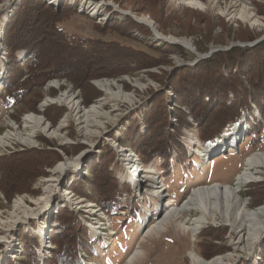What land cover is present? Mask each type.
<instances>
[{
  "label": "rangeland",
  "instance_id": "obj_1",
  "mask_svg": "<svg viewBox=\"0 0 264 264\" xmlns=\"http://www.w3.org/2000/svg\"><path fill=\"white\" fill-rule=\"evenodd\" d=\"M41 1L56 11L66 4L69 12H73L67 21L60 24L67 33L80 39L116 41L160 56L162 62L148 65L129 50L116 49L120 51L118 54H124L128 59L127 63L116 62L114 66L111 57L106 58L103 64L111 66L101 70L97 76L45 77L40 85L37 82L44 77L38 76L17 104L6 106L0 99V136L10 134L16 128L23 133L28 132L24 128L27 114L43 117L52 129L58 130L55 137L37 132L34 145L27 146L11 140L7 145H0V157L8 159L11 156L12 161L30 156L46 155L51 158V165L40 166L47 174H40L31 183L34 193L17 190L10 193L8 199L0 189V264H32L27 257L26 244L42 264L50 260L55 250L52 238L59 228L57 215L63 208L72 211L78 225L87 231L85 237L78 240L82 264H191L188 252L192 249L205 259L230 255L226 260L228 264H264L261 259L264 234L254 245L243 248L246 242L238 245L236 234L228 226L222 225L219 217L214 224L210 221L201 223L194 236L189 229L185 230L180 221L191 226L201 216L202 212L197 208L184 210L179 217L181 220L171 217L162 228H154L155 222L166 210L178 209L185 204L193 189L216 182L232 184L236 174L242 170L246 157L264 151L262 97L260 103L250 101L251 110L244 111L238 123H229L225 127L224 131L245 119L243 130L246 131L239 133L234 147L227 145L229 149L225 152L224 147L218 144L216 147L220 146V149L217 148L218 151L207 158L197 154L198 150L215 143L224 131L209 144L199 139L198 124L185 100L170 85L176 68L194 66L192 62L196 54L170 38L188 39L196 50V46L200 45L203 49L197 51L201 54H208L212 48L218 52L234 46H253L264 40L254 43L264 37V0H199L203 4L201 8L190 7L181 0ZM21 2L0 0V95L5 91L9 65L18 69L16 78L26 72L29 51L21 49L9 57L8 46L3 43L9 20ZM244 4L255 16L251 19L252 23L239 17ZM253 19L258 21L253 24ZM129 20L148 27L151 33V27H155L172 44L156 38L153 33L145 36L135 29L124 33L118 25H125ZM158 28L166 33L162 34ZM250 35L255 36L251 41L238 39ZM173 45L185 49L187 59L180 56L177 49L172 48ZM111 52L112 49H106L100 55ZM112 59L114 61V57ZM121 65H124L120 67L122 70L116 71ZM50 67L46 65L42 71ZM98 80L118 82L125 92L132 95V100L108 98L96 85ZM136 80L140 86H137ZM67 90L74 93L86 109L100 104V111L109 120L99 117V126L91 124L88 134H85V129L81 128L84 123H79L66 104L56 101L60 93ZM159 93L164 94L169 112V124L163 132L170 136L165 143L168 142L173 149L170 158H156L143 164L135 151L136 143L147 131L146 113L150 101ZM197 95H203L206 101L210 99V95L203 91H197ZM233 99V94L229 92L226 96H218L215 102H230ZM53 117L56 119L53 120ZM184 118L188 119L187 123L183 122ZM252 126H256L255 131ZM176 134L179 136L176 137ZM177 138L180 146L176 145ZM108 146L115 153L110 170L118 180V198L111 202L109 213L98 203L97 191L89 181L90 173ZM54 155H58L57 160L53 159ZM126 160H130V173L133 167L134 171L138 169L137 172H140L133 181L125 178L128 176ZM62 163H67V167L59 168ZM76 164L78 166L73 168ZM150 166L154 172L144 176L141 170ZM156 182L161 185V193L157 197L148 192ZM66 191L65 199L63 193ZM239 194L250 209L263 204L264 177L241 187ZM20 201L23 203L19 204ZM159 207L164 211L160 212ZM95 226L100 228L93 229Z\"/></svg>",
  "mask_w": 264,
  "mask_h": 264
},
{
  "label": "trees",
  "instance_id": "obj_2",
  "mask_svg": "<svg viewBox=\"0 0 264 264\" xmlns=\"http://www.w3.org/2000/svg\"><path fill=\"white\" fill-rule=\"evenodd\" d=\"M64 6L60 11H56L41 0H22L15 9L6 27L3 43L8 46L9 57H13L15 52L21 49L28 50L29 55L26 59V72L21 73L18 78H16L18 69L12 64L9 65L5 91L0 95L1 101L6 106L17 104L31 85L33 86L32 82L38 76L44 77L37 82V85H40L45 77L77 78L80 74L88 77L97 76L101 70L111 66V64H103L106 58L111 57L114 64L124 61L127 63L128 59L124 54H118L120 51L116 49L129 50L133 56H137L148 65L162 62L160 56L121 45L116 41L80 39L76 35L67 33L60 24L67 21L73 12H69L66 4ZM113 25L117 26V24ZM118 26L124 33L135 29L142 35H152L148 27L133 20ZM158 30L162 34L166 33L162 29L158 28ZM254 37L250 35L238 39L251 41ZM196 47L199 51L203 49L200 45ZM172 48L177 49L180 56L187 59L188 53L181 46L173 45ZM106 49H112L113 52L105 56L100 55V52ZM98 51L99 53H96ZM50 62L52 64H49ZM46 65H51L50 69L42 71ZM120 67L123 68L124 65L115 70H122ZM172 77L174 80L170 78L173 81L170 85L185 100V105L199 126V139L203 143L213 142L220 137L229 123H238L244 111L251 110L250 101L260 103L262 97L264 99V40L253 46H234L230 50L214 52L210 57L199 60L194 66L177 67ZM197 91L207 93L210 99L204 100L203 95H197ZM229 92L233 94L232 101L215 102L218 96H226ZM149 107L145 119L147 131L141 135L135 148L143 164H148L156 158H170L173 149L172 145L165 143L170 135L163 132L169 124V112L164 94L156 95L150 101ZM262 109L264 111V105ZM55 119L53 117V120ZM183 122L187 123L188 119L184 118ZM255 127L252 126L253 131ZM176 142V145H179L178 138ZM105 152L90 173L89 181L97 191L98 203L109 213L111 202L118 198L116 195L118 180L110 170L115 153L109 146ZM50 159L46 155L18 157L14 161L11 160V156L8 159L0 157V180H2L0 189L4 195L10 199V193L13 191L28 190L34 193L35 191L30 187L31 183L40 174H47L40 166L51 165ZM53 159L57 160L58 155H54ZM57 220L59 228L55 230L52 238L55 250L52 258L45 264H82L78 240L85 237L86 229L78 225L75 214L68 208L59 211ZM26 247L27 257L32 264H42L31 252L32 248L27 244ZM261 259L264 262V245Z\"/></svg>",
  "mask_w": 264,
  "mask_h": 264
},
{
  "label": "bare ground",
  "instance_id": "obj_3",
  "mask_svg": "<svg viewBox=\"0 0 264 264\" xmlns=\"http://www.w3.org/2000/svg\"><path fill=\"white\" fill-rule=\"evenodd\" d=\"M181 2L193 8L203 7V4L199 0H181ZM244 5L242 12H239V17L244 21H251L254 15L249 11L247 5ZM233 11L234 10H232V12ZM141 20L144 22L147 21L146 18H141ZM257 21V19H253V24H255ZM170 39L193 52L192 43L190 40L173 37ZM55 84L57 85V83ZM136 84L137 86H140L139 81L137 80ZM96 85L104 94L108 95V98L110 99L119 101L124 100L129 102L132 100V95L125 92L123 87L114 80H98L96 81ZM56 101L66 104L68 109L76 116L79 123H84L81 128L85 129V134H88L91 124L99 126L101 123L98 120L99 117L105 119L108 118L109 120V117L100 111V104H93L86 109L76 98L74 93L70 92V90L60 93ZM24 121V128H26L28 132L23 133L22 131L18 130V128H16L15 130H12L10 134L0 136V145H7L8 140L16 141L27 146L34 145V138L37 132L44 133L50 137L57 136L58 130L52 129L50 124L39 115L27 114L24 117ZM244 123L245 119L243 118L239 124L232 126L228 130H225L222 136L215 143L208 145L203 150H198L197 154L203 158H207L209 154L214 153L217 150L216 145L218 144L222 146L221 148L227 145L234 147V143L239 136V133L242 132L243 128L245 127ZM122 150L125 151L124 148H122ZM129 155L131 156L132 153ZM129 161L130 160H126L127 163L125 164V168L128 172V176L126 175L125 178H129L130 181H133L137 178V176H139L140 172H137L138 169L134 171L133 167L130 173L128 171V167L131 169ZM77 166L78 165L76 164L73 166V168H76ZM63 167H67V163H62L59 165V168ZM141 171L144 173V176L148 173L150 175V173L154 172V168L152 166L145 167V169ZM262 176L264 177V151H257L246 157L242 170L240 173L236 174L232 184H222L216 182L211 185L199 186L193 189L188 201L178 209L170 208L166 210L163 216L160 219H157L154 224V228H162L163 225L166 224L167 220L171 217L179 218L182 216L184 210L197 208L201 210L202 213L198 219L193 221L194 223L191 226H187L185 222L179 218L181 220L179 224L185 230L189 229L193 236L197 233V229L201 223L210 221L211 224H214L217 222V217H219V222L224 226H228L236 234V243L238 245L246 242L243 245V248H246V246L249 245L252 246L257 242L258 238L264 234V203L254 209H250L248 208L247 203L242 200V197L239 193L241 187L247 183L261 179ZM160 191V182L152 184L151 189L148 190L150 195H154L156 197L160 196ZM67 194L68 191L64 192L63 197L65 198ZM22 203L23 201H20L19 204ZM158 210H161L160 212L164 211L162 207H159ZM92 219L94 220L95 218ZM96 228L98 229L100 227H93V229ZM188 256L191 264H228L226 260H228L230 257V255H224L205 259L200 257L193 249L188 252Z\"/></svg>",
  "mask_w": 264,
  "mask_h": 264
},
{
  "label": "water",
  "instance_id": "obj_4",
  "mask_svg": "<svg viewBox=\"0 0 264 264\" xmlns=\"http://www.w3.org/2000/svg\"><path fill=\"white\" fill-rule=\"evenodd\" d=\"M151 28H152V29H151V30H152V33H153V35H154L156 38H158V39H163V40H165V41H167V42H169V43L172 44V41H171L170 39H166L164 36H162V35H161V34L155 29V27H151ZM261 39H264V37L260 38L259 40L254 41V43L260 41ZM254 43H253V44H254ZM177 44H179V43H177ZM238 45H239V44H238ZM240 45H242V44H240ZM192 48H193V52L196 54V58H195L194 61L192 62L193 65L196 64L199 60H201V59H205V58L209 57L211 53H213V52H215V51L217 50L216 48H212L208 54H201V53H199V52L196 50V48H195V46L193 45V43H192ZM225 49H227V48H225ZM219 50H223V49H219ZM184 65H186V64H184ZM245 131H246V129L243 130L242 134H243ZM238 141H239V138H238L236 144H238ZM217 148H218V150H219V149H220V146H217ZM228 149H229V146H225V147H224V151H225V152H227ZM218 150H217V151H218ZM210 156H211V155H210Z\"/></svg>",
  "mask_w": 264,
  "mask_h": 264
}]
</instances>
